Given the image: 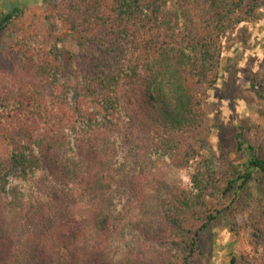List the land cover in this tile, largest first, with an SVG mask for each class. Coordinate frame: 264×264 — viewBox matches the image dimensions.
Returning a JSON list of instances; mask_svg holds the SVG:
<instances>
[{
	"label": "trees",
	"instance_id": "trees-1",
	"mask_svg": "<svg viewBox=\"0 0 264 264\" xmlns=\"http://www.w3.org/2000/svg\"><path fill=\"white\" fill-rule=\"evenodd\" d=\"M45 1L79 46L64 65L78 82L72 92L67 85L72 96L65 99L50 81L47 95L35 81L0 86V264H147L114 251L128 223L116 208L130 179L126 161H119L121 143L135 160L162 151L193 167L191 191L172 187L163 196L176 229L171 246L181 250V262L172 264H192L203 232L217 233L221 221L234 230L249 204L256 209L248 236L264 241V153L236 122L232 147L218 143L229 153L218 176L208 143L223 118L210 125L202 105L224 70L232 92L235 70L225 65L222 38L244 18L258 19L262 0ZM25 11L9 14L0 30ZM7 51L33 69L44 59L55 79L63 68L60 51ZM37 171L47 192L34 205L10 182ZM190 219L200 226L185 227ZM220 247H228V264H238L233 242Z\"/></svg>",
	"mask_w": 264,
	"mask_h": 264
},
{
	"label": "rangeland",
	"instance_id": "rangeland-1",
	"mask_svg": "<svg viewBox=\"0 0 264 264\" xmlns=\"http://www.w3.org/2000/svg\"><path fill=\"white\" fill-rule=\"evenodd\" d=\"M22 9L26 11L20 17H15L9 28L0 30V54L4 56L3 61H0V86L12 88L24 81H35L46 88L47 95L51 88L50 81L52 90L58 91L62 99L72 96V93L66 94L65 90L68 85L72 92V85L76 87L78 81L70 77L71 73L64 65L70 53L77 52L79 46L70 34L68 25L60 18L56 8L45 0H0V22L9 14ZM259 9L258 19L248 21L244 18V21L229 29L222 38L224 54L228 57L225 65L233 66L235 70L232 92H226L224 83L229 74L224 70L216 91L209 89L203 94L202 105L209 124L213 125L214 118L219 114L223 118V122L219 124L221 131L215 128L208 143L215 153L213 167L218 176L220 170L229 163V153L220 150L218 143L223 141L225 147H232L236 122L244 124L246 138L264 153V0ZM12 47L22 51L32 49L34 53L46 51L50 55L60 51L63 68L58 71V78L52 76L50 65L43 63L44 59L39 61V69L21 66L14 52L7 51ZM23 58L26 62H31L27 56ZM72 69L77 71L76 67ZM67 81L69 84H66ZM1 116H4L2 112L0 119ZM121 145L119 161H126L130 179L128 187L124 184L127 189L117 193V197L122 199L117 200L116 208L117 212L126 213L128 223L127 230L122 235L124 237L115 243V253L121 256L126 252L132 259L136 256L145 257L149 261L147 264H170L172 260L181 262V257L177 255L181 250L171 246L176 229L166 215L163 196L172 187L191 191L193 167L176 161L170 153L162 151H156L151 156H140L135 160L126 144ZM10 183L23 193L26 202L33 204L47 192L42 171H37L30 177L12 178ZM139 187L144 188L143 200L137 194L141 191ZM255 209L251 204L248 208L241 209L233 221L234 230L230 231L229 222L221 221L214 226L217 233L211 234L209 230L203 232L202 248L193 253L192 264H228V247L221 248L220 245L230 241L238 254V264H264V241L253 242L248 236L249 229L246 225L247 221L255 220ZM248 223L249 226L252 224ZM200 224V221L190 219L186 220L185 227L193 228ZM214 241L218 243L216 251Z\"/></svg>",
	"mask_w": 264,
	"mask_h": 264
}]
</instances>
